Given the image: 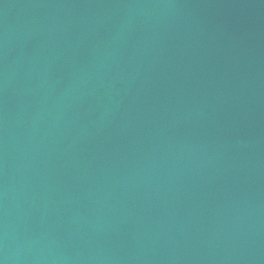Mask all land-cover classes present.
Wrapping results in <instances>:
<instances>
[{"label": "water", "instance_id": "obj_1", "mask_svg": "<svg viewBox=\"0 0 264 264\" xmlns=\"http://www.w3.org/2000/svg\"><path fill=\"white\" fill-rule=\"evenodd\" d=\"M0 264H264V0H0Z\"/></svg>", "mask_w": 264, "mask_h": 264}]
</instances>
